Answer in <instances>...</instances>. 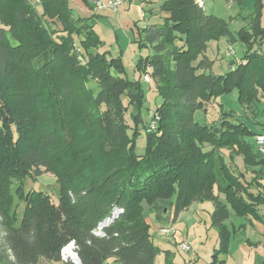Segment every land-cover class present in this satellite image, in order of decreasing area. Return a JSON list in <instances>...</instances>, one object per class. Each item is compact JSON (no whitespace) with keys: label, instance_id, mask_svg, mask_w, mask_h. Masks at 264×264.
<instances>
[{"label":"trees","instance_id":"1","mask_svg":"<svg viewBox=\"0 0 264 264\" xmlns=\"http://www.w3.org/2000/svg\"><path fill=\"white\" fill-rule=\"evenodd\" d=\"M198 3L163 0L168 17L141 30L149 55L137 70L162 100L151 116L141 80L123 78L121 60L103 51L96 14L78 16L69 0H0V264H70L62 259L70 243L82 264H156L162 253L175 264L153 242L145 214L161 203L173 222L210 203L215 257L244 227L232 216L264 225V156L255 142L264 134L262 0L237 33ZM221 39L246 50L216 74L207 51ZM234 91L249 124L233 112L212 126L195 122L197 111ZM43 174L59 185L55 203L25 189Z\"/></svg>","mask_w":264,"mask_h":264},{"label":"rangeland","instance_id":"2","mask_svg":"<svg viewBox=\"0 0 264 264\" xmlns=\"http://www.w3.org/2000/svg\"><path fill=\"white\" fill-rule=\"evenodd\" d=\"M32 1L37 4L39 0ZM127 1L128 0L124 1L119 6L118 14H115V12L111 10H104L105 12H113L114 15L102 17L99 15L95 19L94 31L103 42V51L108 52L113 58H119L121 60L124 67L122 77L131 82L141 80L144 90L143 92L145 93L146 107L150 109L151 113L149 114L152 116L156 107L161 104L162 100L158 97L157 91L155 90L154 80L149 76H146V82H144L143 73H140L137 70V64L141 58H145L149 55V49L146 47L141 48L140 46V38L142 35L141 30L146 27V23H153L155 21L154 17L149 15L150 12H147L146 15L144 14V7H142L140 0H133L130 8H128L129 5L122 7ZM204 1L203 5L205 4L206 7L204 9L205 13L208 14V16L214 15L220 19L226 20L230 25V29L235 33L251 23V16L255 12L256 0H242V2H240V0ZM69 5L74 9V13L78 16L83 17L91 14L83 0H69ZM262 5V13L264 14V0H262ZM151 7L153 8V12H155V10L157 12L158 3L152 6L149 5V8L146 11L151 9ZM209 48L207 56L215 63L213 70L216 74H225V72L229 70V63L232 60L240 62L239 60H241L246 50L245 45L241 42L232 44L226 39L210 43ZM231 49H233L234 54H229V52L232 51ZM148 78L149 81L147 80ZM222 112H233L241 121H244L247 124H249V119L247 117H252L250 114L251 112L249 113L248 109L240 104L238 93L237 91H234L230 94H226V96L223 95L219 97L215 102L209 105L207 111H197L194 115V120L201 126H212L213 124H218L220 122ZM145 119V122L149 120L147 117H145ZM154 119L155 120L151 122L157 123L158 118L156 117ZM253 138L251 140L254 143ZM135 147L136 153L139 155L145 153L146 137L143 132L141 133ZM25 189L26 191L34 190L47 193L51 196L54 203L57 202L59 198V185L56 178L51 174H43L37 179V181L28 179L26 181ZM204 206L208 208L198 210L197 204H194V206L188 211L183 212L176 222H173L171 219L173 218V211L169 203H161L154 211H146L145 214L152 225V230L156 231V238L153 241L155 245L162 250H172L177 254L174 258L178 261L190 259V262L188 261L187 264H192L191 261L195 258L198 260L197 264H210V253L219 248L220 235L218 228L216 229L212 226L210 213V211H212V206L209 203H206ZM259 210L261 214L264 215V206L260 207ZM233 218L235 217L232 216L231 219ZM237 221L240 220L237 219ZM163 227L173 228L170 232L159 234L158 230ZM229 230L231 229L229 228ZM182 232L184 235L187 234L193 239V242L190 239L184 240L188 243V246L190 247L189 250H185L181 247H179L178 250V248L173 246L172 239H174L175 236L177 237V234H182ZM242 242L255 244L259 260L261 262L263 261L262 264H264V236L260 230H256L255 228H242L235 233L232 232L227 251L228 264H239L238 261L241 262L240 246L243 244ZM72 244L74 245V243H70L66 246L67 249L65 253L62 251V259L64 262L67 261V252L74 251V246ZM69 262L70 264H75L74 262ZM108 264L113 263L109 261ZM157 264H163L162 254L157 257Z\"/></svg>","mask_w":264,"mask_h":264},{"label":"crops","instance_id":"3","mask_svg":"<svg viewBox=\"0 0 264 264\" xmlns=\"http://www.w3.org/2000/svg\"><path fill=\"white\" fill-rule=\"evenodd\" d=\"M132 1L133 0H128L126 3H124L123 5H122V7H124V6H128V8H130L131 6H132ZM204 1V0H203ZM140 2H141V5H142V7H144L143 8V11H144V14L146 15V13L147 12H150V16H153L154 17V21L155 22H153V23H146L147 25H146V27L147 26H152V25H161L162 23H163V20L165 19V18H167L168 17V14L167 13H165V12H162L161 11V9H160V7H161V4H162V2H163V0H156V1H153V0H140ZM158 3V9H157V12H156V10H155V12H153V8L151 7V9H149L148 11H146L148 8H149V5L150 6H152V5H154V4H157ZM204 3H205V1H204ZM121 7V8H122ZM204 7H205V4H204ZM88 8V7H87ZM206 8V7H205ZM204 8V9H205ZM88 10H89V12L91 13L90 15H86V16H83V17H90V16H92L93 14H96V16L98 17L99 15L102 17V16H107V15H114V13L112 12V13H110V12H103V11H93V9L91 10L90 8H88ZM121 10V9H120ZM119 12V11H118ZM118 12H117V14H118ZM116 14V13H115ZM263 14V13H262ZM96 17V18H97ZM263 18H264V14H263ZM135 27H137V26H135ZM145 28V27H144ZM143 28V29H144ZM148 81H149V78L147 79ZM206 203H204V204H199V203H197V208H198V210H201L202 208H203V210L204 209H207L208 207H206V206H204ZM210 204V203H209ZM211 205V204H210ZM194 206V205H193ZM192 206V207H193ZM212 206V205H211ZM191 207V208H192ZM173 211V210H172ZM209 211H210V209H209ZM212 211H213V207H212ZM212 211H210V213H212ZM181 215V214H180ZM180 217V216H179ZM172 220H173V218H171ZM170 219V220H171ZM179 219V218H178ZM177 219V220H178ZM234 220H233V224L232 225H234V227L236 228H238L239 226H242V225H244V227H243V229H247V228H255L256 230L258 229V230H260L261 232H262V235L264 236V225L263 224H260L259 222H255V221H246V220H244V219H239L240 221H237V219L236 218H233ZM147 221H148V223L151 225V223H150V221H149V219H148V217H147ZM167 221V220H166ZM241 224V225H240ZM152 226V225H151ZM159 231V230H158ZM154 232H156V231H154ZM159 234H160V232H159ZM186 239H190L192 242H193V239H192V237L190 238V236L189 235H187V234H185L184 235V233L182 232V234H177V237L175 236V238L174 239H172V243H173V246L175 247V248H178V250H179V244L181 243V242H183L184 240H186ZM243 243V242H242ZM258 244H260V243H258ZM258 244H257V246H258ZM264 245V244H263ZM240 248H241V259H240V261L241 262H239L238 261V263L239 264H262L263 263V261L261 262L260 260H259V257H258V252H256V246H255V244H252V243H249V242H245V243H243L241 246H240ZM161 249V248H160ZM162 250V249H161ZM216 250V249H215ZM215 250H213V252L215 251ZM163 252L164 251H170V252H172L173 254H174V256H173V262L175 263V264H187V262L190 260V259H188V260H185V259H183V260H180V261H178V260H176V258H174V257H176V255L177 254H175L172 250H170V249H164V250H162ZM213 252H211L210 253V255H211V262H210V264L214 261L216 264H228V258H227V253L226 254H218V256L217 257H215L214 256V253ZM161 255V254H160ZM162 255H163V253H162ZM161 257V256H160ZM260 261V262H259ZM184 262V263H183ZM190 262V261H189ZM192 264H197V262H198V260L197 259H195V258H193L192 259ZM156 264H157V261H156ZM163 264H165V257H164V255H163Z\"/></svg>","mask_w":264,"mask_h":264},{"label":"built area","instance_id":"4","mask_svg":"<svg viewBox=\"0 0 264 264\" xmlns=\"http://www.w3.org/2000/svg\"><path fill=\"white\" fill-rule=\"evenodd\" d=\"M126 0H88V2L91 4V6L93 7V11H104V10H111L115 13L118 12V8L119 6ZM232 51L229 52V54H234L233 53V49H231ZM144 82H146V76L144 77ZM155 116V115H154ZM154 116L153 119H151V121H154ZM150 132V123L149 126L147 128V133ZM255 142L258 143L259 145V150H260V154L261 156H264V134H259L255 137ZM173 227H163L159 229L160 233H167L170 232L172 230ZM181 248L185 249V250H189L190 247L188 246V243H186L185 241L181 242L179 244ZM63 249H66V247H64ZM77 253H76V247L74 245V251L73 252H67V262L71 261L74 262L75 261V257H76ZM70 259V260H69Z\"/></svg>","mask_w":264,"mask_h":264},{"label":"bare ground","instance_id":"5","mask_svg":"<svg viewBox=\"0 0 264 264\" xmlns=\"http://www.w3.org/2000/svg\"><path fill=\"white\" fill-rule=\"evenodd\" d=\"M198 4L199 5H203V0H198ZM155 120V119H154ZM155 127H156V122H152L151 123V126H150V131H152V130H155ZM256 145H257V149H258V152L260 153V150H259V145H258V143H256ZM73 245V244H72ZM71 245V246H72ZM74 246V245H73ZM67 249V248H66ZM66 249H63V253H65V251H66ZM67 262V261H66Z\"/></svg>","mask_w":264,"mask_h":264},{"label":"water","instance_id":"6","mask_svg":"<svg viewBox=\"0 0 264 264\" xmlns=\"http://www.w3.org/2000/svg\"><path fill=\"white\" fill-rule=\"evenodd\" d=\"M74 259H75V261H74L75 264H82L78 255H76V257Z\"/></svg>","mask_w":264,"mask_h":264}]
</instances>
